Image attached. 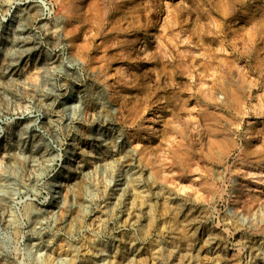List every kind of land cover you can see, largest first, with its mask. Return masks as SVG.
I'll return each mask as SVG.
<instances>
[{"label":"rangeland","instance_id":"1","mask_svg":"<svg viewBox=\"0 0 264 264\" xmlns=\"http://www.w3.org/2000/svg\"><path fill=\"white\" fill-rule=\"evenodd\" d=\"M0 264H264V0H0Z\"/></svg>","mask_w":264,"mask_h":264}]
</instances>
